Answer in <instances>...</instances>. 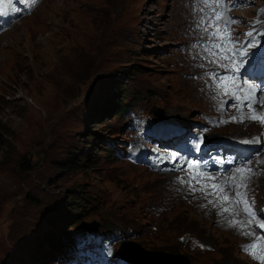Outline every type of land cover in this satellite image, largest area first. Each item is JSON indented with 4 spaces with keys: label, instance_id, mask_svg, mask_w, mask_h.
<instances>
[{
    "label": "rangeland",
    "instance_id": "374dc122",
    "mask_svg": "<svg viewBox=\"0 0 264 264\" xmlns=\"http://www.w3.org/2000/svg\"><path fill=\"white\" fill-rule=\"evenodd\" d=\"M231 2L236 9L231 19L238 22L231 23L230 34L240 42L253 40L245 34L256 31L250 20L256 8ZM203 5V0H44L24 24L20 17L21 25L0 34V137L5 140L0 146V264H64L55 231L62 227L66 238L89 229L88 223L98 225L94 230H122L125 241L149 254L180 255L190 264H260L241 251L236 237L224 234L215 218L211 225L202 222L200 212L169 191L166 179L132 158L130 142L117 146L128 138L131 108L153 117L149 122L184 117L187 127L180 138L193 142L191 125L213 122L233 102L223 88L231 82L218 87L212 79L225 69L205 50L212 29L205 31L207 23L197 19L212 15ZM194 10L195 22L189 18ZM248 60L251 72L256 60L253 55ZM191 63L210 65L206 75L212 88L188 75ZM225 95L230 97L226 104ZM214 131L228 135L234 129ZM167 135L157 132L162 141ZM257 136L254 152L264 147ZM218 143L219 138L211 142ZM216 150L222 160H241ZM200 151L183 144L174 153L191 162ZM169 153L158 158L170 162ZM245 183L257 186L258 175ZM245 192L264 202V181L244 187ZM256 211L264 214V206L257 203ZM196 240L202 247L194 245Z\"/></svg>",
    "mask_w": 264,
    "mask_h": 264
},
{
    "label": "bare ground",
    "instance_id": "6f19581e",
    "mask_svg": "<svg viewBox=\"0 0 264 264\" xmlns=\"http://www.w3.org/2000/svg\"><path fill=\"white\" fill-rule=\"evenodd\" d=\"M43 1L44 0H11V2L16 5L15 15L22 18L23 20L22 24H24L26 20H28L31 16H33V14L38 10V7L42 4ZM210 1H211L210 10L213 11V14H215L216 11L223 12V19H221L218 22L219 24L223 25L226 22V20H228V15L230 14L228 1L227 0H210ZM203 2H204L203 5L204 11L207 12L208 15H210L209 10H207V8L209 7L208 1L203 0ZM195 13L196 11L194 10L192 16L189 17L194 22H195ZM208 19H209L208 17L201 16L197 20H199L200 22L207 23ZM5 32L9 34L10 32H12V30H4L2 33ZM225 47L231 49L230 44L225 45ZM210 70L211 69L209 64H202V67L199 68L194 63H191L189 68L187 69V73L194 81L208 85L209 87L212 88L213 82L206 75V73H208ZM244 74H246V71H241V81L246 79ZM248 82L251 83L250 80H248ZM243 87L247 88V84H244ZM238 93L243 94L244 96L243 92H238ZM226 96L227 95H225V98L222 99V102L225 104L227 103V99H230V97H226ZM170 113L168 115H170ZM254 115L255 116L264 115V99H262V101L260 100L259 103H254L252 105V110L250 111L248 107L238 105L237 100L233 98V102L227 107L226 112L222 114L218 112L213 122L210 121L204 122L203 129L208 131L215 132L214 131L215 128L219 129L221 127H226V126H228V130L234 129V131L230 132V134H228L229 137L227 139H224L225 141H223L220 145H216L213 147L210 146L205 147L203 154L197 157L198 160L194 162V164H199V170H197L195 167L193 169H186L185 167H182V164L179 162H175V163L171 162L172 161L171 158L169 159L170 160L169 162L167 160L159 159L158 155L156 157L154 156L149 157V154H151L149 151L150 140L148 146L144 147L143 146L144 140L141 139L140 141L138 139L136 141L134 149L136 153L143 159V161L147 165L146 168L147 170L154 172L160 177L166 179V184H168L169 191L172 194H174L175 198L179 202L188 204L191 208H194L197 212H200L202 222L210 224L213 218H215L220 223V226L222 228V231H224V234H228L230 236L233 235L238 239L239 248L241 250H243L244 246L246 245L256 244L257 247L254 248L253 250L251 251L245 250L247 253L246 256L253 261L259 262L260 264H264V260L257 258L264 256V252L260 250V244L261 242L264 241V229L257 227V225L261 224L259 218L264 217V214L259 211H256V204L258 203L264 206V202L260 201L258 197L252 201L249 193V204L252 206V210L255 213V216L253 217L251 222H249L245 219V213L242 210L245 207L244 204L232 203L231 199L228 200L223 199L224 196H228L230 198L235 196L236 189L230 186L233 183L235 184L243 183L246 184L249 189H253L259 187L260 184L264 181V147H259L256 149V152H254L255 148L253 145V140L255 139L254 136L256 135H258L257 138L259 139V141H262V137H264V123L260 122L259 120H253L249 118L250 116H254ZM232 117H237V119L233 120ZM241 117H243L242 120ZM183 118L184 117L175 119L171 121V123H168V121H166L165 118H160L155 121L153 120L152 122H149L147 126L152 129L163 128V129H169L168 132L180 133L182 130H185L187 127L186 123L182 122ZM231 136L242 137L243 140L237 139L236 142H232L230 139ZM177 137L180 138V135L178 134ZM150 139H154V138L151 137ZM189 139L190 137H187L186 141H188ZM245 140L249 141V143H244L243 141ZM250 144L252 145L251 150L246 154H244V152H239L237 157H234L233 159L235 160L241 159V160L236 162L232 161V163H229V161L222 160L221 153L218 150H216L220 148L225 154V156L227 158H230L229 154L241 150L240 147L244 149L245 146L247 145L249 146ZM238 166L244 167L245 169L251 168L252 173L250 174V178L258 175V179H259L258 185L256 186V184H254L253 186H250L248 183H245V180L241 181L239 178H237L235 181L231 180L229 182L228 177L230 176L232 177L233 175V172L229 170L230 169L234 170ZM225 174H227V176ZM244 175L249 176V173L246 172L244 173ZM190 177H196V179H193L191 181V184H189ZM226 179H227V183H224ZM159 183H162L161 185L162 187L165 185L164 180L160 181ZM221 184L224 185L222 191L220 189H214L212 187V185H221ZM243 189L244 187H240L239 191L242 193ZM254 190L259 191L258 188ZM184 208L187 209L186 207ZM225 209H227V211H225ZM230 221H235L236 223L230 224ZM239 222H243V226H241ZM252 228L254 229V232L252 231ZM61 231H62V227L55 231L58 233L57 234L58 236L56 235L57 237L55 238H58V240L60 241L66 239L64 237H61ZM244 234L246 235V237L243 236ZM199 244L200 243L198 240H196L194 243V245H199ZM209 248H211V246H209ZM253 253H255V255ZM232 264H245V263L244 262L239 263L238 261H235Z\"/></svg>",
    "mask_w": 264,
    "mask_h": 264
},
{
    "label": "snow or ice",
    "instance_id": "6c2138e0",
    "mask_svg": "<svg viewBox=\"0 0 264 264\" xmlns=\"http://www.w3.org/2000/svg\"><path fill=\"white\" fill-rule=\"evenodd\" d=\"M2 11V9H0ZM223 19V12L216 11L213 16H211L207 24L205 26V31H208L209 28L212 29V31L209 33V40L211 43L205 48L206 52L209 53L213 59L211 60L212 63H216L219 67L225 69V74L221 75L219 73L213 74V78L217 80V86H220L221 81H230V85H223L225 94L231 95L234 99L237 100L238 105L245 106L252 110V105L254 103H259L258 100L254 98V93L258 90L257 87H254L251 83L248 82V79H244L243 83H241V70L245 69L246 65L249 63L248 57L249 55H253L254 53L247 52V49L253 46L254 41L248 40L245 42H240L239 40H236L232 37V35L229 33L228 35L223 34L224 28L228 26L230 23H235L238 21L228 19L226 22L221 25L218 22ZM203 23V22H202ZM249 37L252 36V33L249 32L245 34ZM227 44H232L233 47L231 49L225 47ZM238 45V47L236 46ZM215 49V51H213ZM231 53V55H229ZM224 61H227V63H224ZM247 84V88H244L243 85ZM260 91H264V88H260ZM236 92H243L244 96L239 97L236 96ZM249 118L253 120H259L260 122L264 123V115L259 116H250ZM233 120H236L237 117H232ZM243 117H241V120ZM264 139V137H262ZM202 142V138H201ZM201 142H197L195 145V148L197 151L201 149ZM244 143H249V141L245 140ZM171 159L173 162H180L177 161L176 154L172 153ZM182 164V167H185L186 169H193L194 167L199 170V164H194L190 161H182L180 162ZM229 163H232V161H229ZM229 171L233 172L232 177L228 178L233 181H235L237 178H239L241 181L246 180L250 178V174L252 173V169L248 168L245 169L244 167H236L234 170L230 169ZM249 173V176H240L241 173ZM227 176V174H225ZM193 179H196V177H190L189 178V184H191V181ZM224 183H227V179ZM223 184L221 185H212L214 189H220L223 190ZM231 187L236 189L235 196L230 198L228 196H224L223 199L228 200L231 199L232 203H242L245 205V207L242 209L245 213V215L248 217L249 222L253 219L255 216L254 211L252 210V206L248 203L246 200V193H241L239 191L240 187H247L246 184H231ZM227 211V209H225ZM235 221H230V224H235ZM241 226H243V222H239ZM257 227L264 229V223H261L257 225ZM256 244H249L244 246L243 250L251 251L254 248H256ZM260 250L264 252V242H261L260 244ZM255 255V253H253ZM110 255V253H109ZM261 260H264V256L257 257Z\"/></svg>",
    "mask_w": 264,
    "mask_h": 264
},
{
    "label": "water",
    "instance_id": "95a60500",
    "mask_svg": "<svg viewBox=\"0 0 264 264\" xmlns=\"http://www.w3.org/2000/svg\"><path fill=\"white\" fill-rule=\"evenodd\" d=\"M86 226L89 228L98 227V225H93V224L91 225L89 223L86 224ZM129 246H135L137 248L129 249L128 248ZM133 251L135 253L134 255H133ZM118 253L123 255L126 259L130 260L131 262H134L135 264H155L152 262V260L155 259L153 257L161 258V261L158 264H183V260L185 264H190L186 257L184 256L182 257L180 255H172L163 252H155L149 254V251L145 250L144 248L130 241L125 242L118 251ZM155 262L158 261L155 259Z\"/></svg>",
    "mask_w": 264,
    "mask_h": 264
},
{
    "label": "trees",
    "instance_id": "16d2710c",
    "mask_svg": "<svg viewBox=\"0 0 264 264\" xmlns=\"http://www.w3.org/2000/svg\"><path fill=\"white\" fill-rule=\"evenodd\" d=\"M123 102H124V96H122V98L119 99L120 104H123ZM3 144H5V140L2 137H0V146H2ZM79 167H80V161L76 162V164L73 165V168H79ZM78 237H79V231L77 230L72 236L70 235V237H66V239L59 241V251L60 252L66 251L64 250V247H73L76 244V239Z\"/></svg>",
    "mask_w": 264,
    "mask_h": 264
}]
</instances>
